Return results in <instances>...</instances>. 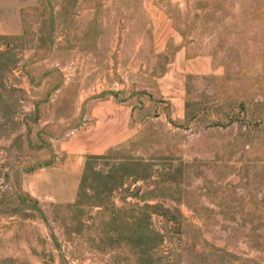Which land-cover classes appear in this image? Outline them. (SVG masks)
Returning <instances> with one entry per match:
<instances>
[{"label":"rangeland","instance_id":"rangeland-1","mask_svg":"<svg viewBox=\"0 0 264 264\" xmlns=\"http://www.w3.org/2000/svg\"><path fill=\"white\" fill-rule=\"evenodd\" d=\"M106 98L135 134L44 167ZM0 264H264V0H0Z\"/></svg>","mask_w":264,"mask_h":264},{"label":"crops","instance_id":"crops-1","mask_svg":"<svg viewBox=\"0 0 264 264\" xmlns=\"http://www.w3.org/2000/svg\"><path fill=\"white\" fill-rule=\"evenodd\" d=\"M202 58L189 57L186 54V48L178 47L170 62L168 72L160 79L164 85L174 87L173 92L170 91L173 97L170 98L176 105L178 116L182 114L183 98L181 101V96L184 92L183 78L185 74L211 70V62L208 57ZM179 70L181 71L179 72ZM130 116L131 107L129 105L113 101L112 98L97 101L90 107L87 121L71 128L62 137L50 139L52 148L58 149L65 155V166L56 168L58 165L51 162L44 167L52 169L50 171L53 172L55 170H62L63 173L68 172V174L74 172L78 176L79 168L84 169V163L88 157L104 154L108 149L126 141L135 134L136 130L128 126ZM79 179L80 177H74V188L76 189L80 184Z\"/></svg>","mask_w":264,"mask_h":264},{"label":"trees","instance_id":"trees-1","mask_svg":"<svg viewBox=\"0 0 264 264\" xmlns=\"http://www.w3.org/2000/svg\"><path fill=\"white\" fill-rule=\"evenodd\" d=\"M92 158H93L92 156L87 158V160H86V170H87L89 164L91 163Z\"/></svg>","mask_w":264,"mask_h":264}]
</instances>
